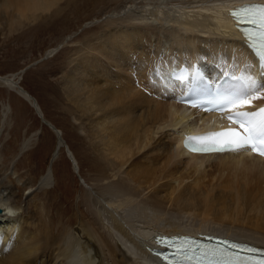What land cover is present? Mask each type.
I'll return each instance as SVG.
<instances>
[{"label": "bare ground", "instance_id": "6f19581e", "mask_svg": "<svg viewBox=\"0 0 264 264\" xmlns=\"http://www.w3.org/2000/svg\"><path fill=\"white\" fill-rule=\"evenodd\" d=\"M64 1L0 0V24L12 32L58 19ZM237 1L123 0L117 6L119 18L111 15L104 31L83 37L70 50L60 84L61 109L82 136L97 177L93 175L94 186L86 187V220L79 219V226L106 248L112 264H157L148 251L152 235L212 233L264 247V161L242 152H185L184 134L226 124L217 123L219 115L202 116L178 104L182 84L170 76L179 64L190 70L196 63L208 76L231 69L259 79L227 14ZM152 18L158 29L148 24ZM102 58L108 60L107 68ZM0 83L15 89L41 122L47 120L13 76L0 77ZM46 126L65 143L50 121ZM162 129L174 136L159 134ZM49 175L48 169L39 186L30 181L26 189H43ZM2 179L0 175V264H73L75 241L70 234L55 236L53 230L51 210L61 201L37 206L40 212L32 219ZM184 181L188 183L182 185ZM86 242L98 255L96 245Z\"/></svg>", "mask_w": 264, "mask_h": 264}, {"label": "rangeland", "instance_id": "374dc122", "mask_svg": "<svg viewBox=\"0 0 264 264\" xmlns=\"http://www.w3.org/2000/svg\"><path fill=\"white\" fill-rule=\"evenodd\" d=\"M121 1L67 0L61 4L65 10L58 19L51 18L50 21L48 19L45 23L39 22L29 27H16L12 32L5 24H0V77L13 76L20 87L36 100L47 119L45 121H50L55 130L61 132L64 142L79 162L78 167L64 147L65 143L59 142V135L56 136L41 124L38 113L16 94L15 89L0 83V175L21 201L22 210L32 219L45 202L61 201L58 208L60 213L58 209L51 210V215L55 217L53 230L55 236L70 234L75 241L73 264H112V260L106 248L101 249L97 240L86 236L79 226V219L86 220L82 209L88 200L86 187L94 186L93 180L97 177L96 170L87 162L91 161V155L82 136L78 134L70 116L61 109L63 98L60 84L67 70L64 64L71 51L82 44L78 42L83 37L104 31L105 25L113 21L111 15L119 18ZM148 24L158 29L154 18ZM167 25L164 27L167 28ZM164 41L162 44L168 46L166 39ZM48 54L51 55L46 58ZM101 61L107 68L108 60L102 58ZM163 130L159 134L166 132L168 136H174L172 132ZM48 169L50 175L46 187L41 190L26 189L30 181L39 186ZM173 184L175 187L179 185L177 181ZM94 190L100 195L96 187ZM86 239L96 245L98 255L94 254Z\"/></svg>", "mask_w": 264, "mask_h": 264}, {"label": "snow or ice", "instance_id": "6c2138e0", "mask_svg": "<svg viewBox=\"0 0 264 264\" xmlns=\"http://www.w3.org/2000/svg\"><path fill=\"white\" fill-rule=\"evenodd\" d=\"M247 13V15H243ZM238 21L248 19L252 24L259 25L256 33L245 31L243 35L256 56L259 58V79L250 72L241 75H233L235 81L222 89H217L215 94L205 88L202 93L213 95L211 100L206 101L212 105L213 110L219 109L228 113L227 119L237 127H228L218 132H210L203 136L187 137L185 146L192 151L199 152H240L251 149L252 152L264 156V107L252 108L256 100H264V6L253 8H242L231 13ZM173 78L181 84L188 83L187 72L172 74ZM193 79L202 77L199 73H192ZM192 107H200L193 102ZM195 141L196 143H193ZM158 243L162 242L160 239ZM183 260L190 264H248V259L241 256L227 257L214 249H204L200 251L188 246L177 250ZM253 251V249H249ZM167 259V257H165ZM256 264H264V260L257 261Z\"/></svg>", "mask_w": 264, "mask_h": 264}, {"label": "water", "instance_id": "95a60500", "mask_svg": "<svg viewBox=\"0 0 264 264\" xmlns=\"http://www.w3.org/2000/svg\"><path fill=\"white\" fill-rule=\"evenodd\" d=\"M65 147V146H64Z\"/></svg>", "mask_w": 264, "mask_h": 264}]
</instances>
